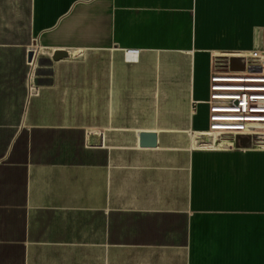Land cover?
I'll return each mask as SVG.
<instances>
[{
    "label": "crops",
    "instance_id": "obj_1",
    "mask_svg": "<svg viewBox=\"0 0 264 264\" xmlns=\"http://www.w3.org/2000/svg\"><path fill=\"white\" fill-rule=\"evenodd\" d=\"M255 53L264 0H0V264H27L35 190L62 172L90 174L107 264L116 250L123 264H264V148H193L210 133L203 104L192 147L166 124H130L142 93L162 92L149 56L187 62L191 105L215 57ZM143 132L156 148L139 147Z\"/></svg>",
    "mask_w": 264,
    "mask_h": 264
},
{
    "label": "rangeland",
    "instance_id": "obj_2",
    "mask_svg": "<svg viewBox=\"0 0 264 264\" xmlns=\"http://www.w3.org/2000/svg\"><path fill=\"white\" fill-rule=\"evenodd\" d=\"M225 57V56H221ZM173 56L151 55L144 64L147 71L146 81L152 83L160 80L163 88L157 99L153 101V93L143 92V106L130 110V124L134 128L143 123H158V127L166 124L168 133H179V142L190 140L192 132L200 130L193 121L189 128V116L197 108H191L188 93L187 62L175 60ZM192 116L194 114L192 113ZM159 133H167L164 129H156ZM196 148L201 144H214L223 147L225 141H233L231 137L195 135ZM225 140V141H224ZM216 141V142H215ZM223 141V142H222ZM223 144V145H222ZM250 148H257L255 142ZM242 148V147H240ZM226 150V149H225ZM69 158V157H68ZM85 159V158H84ZM70 160V158H69ZM89 160V158H88ZM90 174L84 172L81 176L76 173L52 174L46 182H40L35 190L36 200L33 209L35 215V232L29 245L27 264H107L106 251L93 250L92 230L96 228V216L91 206ZM82 179V180H81ZM102 212L99 211V230L101 233ZM104 238L99 237L100 243ZM104 249V248H103ZM114 264H123V253L116 250Z\"/></svg>",
    "mask_w": 264,
    "mask_h": 264
},
{
    "label": "built area",
    "instance_id": "obj_3",
    "mask_svg": "<svg viewBox=\"0 0 264 264\" xmlns=\"http://www.w3.org/2000/svg\"><path fill=\"white\" fill-rule=\"evenodd\" d=\"M139 53L126 49L125 60L136 63ZM198 104L207 106V132L233 140L248 138L250 144L264 146V53L215 57L210 63L208 97L192 101V109Z\"/></svg>",
    "mask_w": 264,
    "mask_h": 264
},
{
    "label": "water",
    "instance_id": "obj_4",
    "mask_svg": "<svg viewBox=\"0 0 264 264\" xmlns=\"http://www.w3.org/2000/svg\"><path fill=\"white\" fill-rule=\"evenodd\" d=\"M66 52L59 51L55 52L53 59L54 60H60L64 57H66ZM28 61H32V53L30 52L28 54ZM235 146L237 148H250V141L248 138H240L236 137L235 140ZM158 143V135L156 132H143L139 134V147L141 148H156Z\"/></svg>",
    "mask_w": 264,
    "mask_h": 264
},
{
    "label": "bare ground",
    "instance_id": "obj_5",
    "mask_svg": "<svg viewBox=\"0 0 264 264\" xmlns=\"http://www.w3.org/2000/svg\"><path fill=\"white\" fill-rule=\"evenodd\" d=\"M242 56H243V57H248V56H246V55H242ZM128 59H129V57H128ZM191 115H192V113H190V116H191ZM156 133H157V132H156ZM212 135H214V133H211V132H210V133H204V134H203V136H206V137H207V136H212ZM216 135H217V134H216ZM217 136H218V135H217ZM224 141H225V140H224ZM215 142H216V141H215ZM222 142H223V141H222ZM208 145H210V144H208ZM222 145H223V144H222ZM224 145H225V146H223V147H225V148H226V147H232V148H233V141H225V142H224ZM202 146H203V145H202ZM213 146L215 147L216 145L211 144V147H213ZM262 147L264 148V146H262ZM201 148H202V147H201ZM216 149H217V147H216Z\"/></svg>",
    "mask_w": 264,
    "mask_h": 264
}]
</instances>
